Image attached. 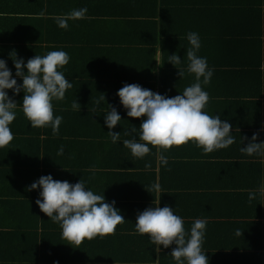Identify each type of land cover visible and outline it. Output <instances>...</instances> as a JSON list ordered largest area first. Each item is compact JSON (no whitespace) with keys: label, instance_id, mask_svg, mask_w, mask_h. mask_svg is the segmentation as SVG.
<instances>
[{"label":"trees","instance_id":"trees-1","mask_svg":"<svg viewBox=\"0 0 264 264\" xmlns=\"http://www.w3.org/2000/svg\"><path fill=\"white\" fill-rule=\"evenodd\" d=\"M29 1L0 0V59L6 61L13 77H15V67L10 53L13 56L15 53L17 59L23 58L26 62L35 55L44 56L49 51H65L74 42L83 40V38H76L74 34L78 22L84 28L82 31H85L86 35L90 37L94 35V31L98 27H112L108 17L105 19L94 18L90 23L88 21L90 18L68 19L66 34H63L53 17L66 16L72 11L67 6L66 0H38L36 3H39L42 7H33L34 3L30 4ZM242 1L245 5L249 3L246 0ZM233 3L240 4L238 1H233ZM15 5H20L21 8L17 9ZM8 13H28L34 17L36 16L38 19L35 26L38 28L33 30V25L19 23L29 20L27 16L15 19L16 16L12 17ZM170 14H173L172 10ZM221 19L222 16L219 15L217 21ZM88 24L89 26H85ZM160 24L162 25L161 30L154 29L152 34L150 33L151 40L152 42L159 41V38L162 37H164V40L167 38L172 40L171 42L166 40L164 46H167L166 48L170 54L175 53L181 59L185 58L187 63L182 66V70L185 69L183 73L186 78L190 77L188 74L194 76L187 70L189 64L187 50L191 48V45L186 37L189 32H195L199 35L200 40V48L196 54L205 57L207 66L213 70L209 83L215 82L218 77L220 79L218 84L221 83L222 72L225 74L227 71L222 70L221 72L217 65H220V63L212 60L214 61L212 64L206 55L208 53L211 58L215 54L212 49L215 50V47L218 46L212 36L207 37L210 34L208 26L199 23L184 27L183 30L181 26L177 27L178 22H175L174 19L165 17L160 20ZM112 29L122 36H125L124 32H127V35H132L131 38L133 39L140 35L137 30L134 31L133 26H127L124 32L116 26ZM91 40L85 38V41ZM210 41L214 42L211 47L209 46ZM102 64L97 65L96 70L102 67ZM168 65V62L163 64L165 69L174 67ZM93 67L90 65V68ZM73 68L75 66L68 65L66 67L70 79L73 76L71 71ZM58 70L62 72V68ZM214 71L219 73H214ZM67 73L63 71L64 75ZM100 76L98 75V77ZM123 76L128 75L121 74L119 88L125 83L122 79ZM15 78L18 84L22 83L21 77ZM190 78V81L195 80V76ZM127 79L129 84H139L137 79H134V75L133 78ZM85 85L87 84L84 82L80 87L76 86L72 89L82 94ZM107 86L110 85L102 83L103 88ZM77 88L79 91H77ZM6 91L9 97L17 103V107L15 109V119L9 125L13 139L7 146L0 147V195H5L4 197L8 198L7 201L12 204L9 205L10 207L3 206L6 214L9 213L10 208V214L4 224L0 225V228L13 227L12 221L17 218L20 219L19 223L22 224L27 219V221L36 219L35 225H38V219H42L43 222L46 221L52 227L48 234L53 233L52 230L54 229L59 236L57 237V245L63 243L62 240L65 244L68 243V241L61 238L59 224L53 223L40 209L37 211L41 216L36 215V217H33L23 206H21V213L12 207L17 206L18 203L15 199L19 197L21 204L26 199L34 202V205L38 207L35 201L39 198V189L29 190V187L41 175L51 174L53 179L68 180L70 183H75L81 179L85 182L86 187L90 188L95 194L104 195L105 202L111 203L114 201V207L125 218L123 223L116 226L114 233L104 236L103 239L93 238L88 241L86 239V242L82 243L77 249L73 248V250H76L75 255L86 254L92 257L97 254L100 257L96 262L99 261V263L104 257L111 260V262L113 261L112 264H175L170 255L172 248L176 246L175 244L170 245L168 248L160 246V251L156 252L154 250L155 245L150 243L148 234L139 235L135 233V221L139 212L147 207L168 205L173 209L174 214L183 219L186 239L194 220H207L202 250H206L205 255L208 258V264H264V192L261 191V189H264V160L260 161L261 157L244 154V158L237 164L229 163L228 165L226 162L203 161L196 167L195 164L186 161L184 156L163 150L161 153L157 151L156 147L149 145L150 152L145 157L139 160H131L130 170V164H126L128 159H125L124 156L119 157L125 161L106 158L108 164L103 163V160L88 157L89 153L87 151H96L94 148L99 145L102 147L103 143L108 140L103 133L98 136L94 134V130L102 118L98 114V119H93L92 106H95L98 112L110 105L107 102L106 105L103 104L100 96H95L94 101L92 96L77 98V102L81 106L80 111L72 109L71 105L74 101L69 100V97L73 95L71 93H68L63 100L57 101L54 99L52 101L53 114L54 116L59 115L63 119L59 125V131L53 134L50 126L31 128L21 108L23 91L16 94H13L11 89ZM113 97L117 101L111 106L122 109L119 97L117 95ZM243 109L239 111H243L242 114H246V117L248 116L247 109H250V114L254 113L253 107H244ZM223 115L230 119L227 113L223 112ZM64 124L66 129L72 132V138L69 139V141H72L69 145L71 147L70 152L77 150L79 154V156H72L69 159L66 158L64 144L62 146L58 139V137H63L62 127L64 128ZM16 140H18L17 145L13 144ZM19 146H21V150ZM61 147H63V154L57 155V151ZM7 148L10 152L2 154ZM222 150L224 151L218 153L219 156L230 155L232 148L226 150L223 148ZM161 154L168 159L166 166L159 164L158 157ZM4 155L7 156L3 160ZM123 155L125 154L123 153ZM233 155H236V153H233ZM146 162L151 165L148 169L145 168ZM3 163L6 164L3 165ZM3 168L9 169L13 173L15 171L14 174L21 178L22 187H6L5 181L1 178ZM48 169L51 171L49 172ZM129 171L133 173L137 181V187L131 189L132 192L119 185V181L125 182L126 174L130 173ZM154 183L160 185V191L148 192L147 189H150ZM249 192L256 193V197L251 201L248 199ZM4 203L6 202L4 201ZM42 226L44 228L48 227L44 224ZM238 230L239 235H237ZM97 237L99 238V236ZM49 243L55 244V238H50ZM63 254L66 255L65 252ZM94 259L97 258L94 257ZM90 264L93 263L90 262Z\"/></svg>","mask_w":264,"mask_h":264},{"label":"crops","instance_id":"crops-1","mask_svg":"<svg viewBox=\"0 0 264 264\" xmlns=\"http://www.w3.org/2000/svg\"><path fill=\"white\" fill-rule=\"evenodd\" d=\"M233 1H238L240 4H235ZM246 1L249 3L245 5L242 0H66L67 6L72 10L86 8L85 18H90L89 23L94 18L105 19L108 17L112 27H98L95 29L94 35L90 37L86 35L85 31H82L84 28L80 26L79 22L76 24L75 37L83 38V40L76 41L69 46V49H65L69 56L66 65L75 66V68L71 69L73 76L70 79L66 71L67 66L62 67V72L67 73L64 75L65 78L72 84V87L66 90L64 98L67 97L68 93L73 94L69 97L70 101L91 96L94 101L95 96H100V98L104 96L103 104L106 105L107 102L112 105L117 101L113 96L119 89L121 74L128 75L122 78L125 83H128L127 78H133L134 75V79H137L143 88L168 98L180 94L185 87L196 82L195 80L190 81V77L194 76L188 74L190 77L186 78L184 74L182 77L178 75V69L182 70V66L187 61L182 58L176 67L168 62V57L171 54L166 48L167 46L164 45L166 40L170 42L172 40L169 38L164 40L162 37L159 38V41L152 42V31L154 29L161 30L160 20L164 17L174 19L175 22H178L177 27L181 26L183 30L184 27L204 23L203 25L210 29V34L207 37L212 36V39L218 44L215 47L216 51L212 49L215 54L211 58L208 53L206 55L212 64L214 62L212 60L218 61L220 65L215 62L219 66L218 69L221 72L226 70L227 73L223 74L222 72V80L219 84V77L213 83L201 84L202 89L208 93L209 97L203 111L210 116L220 115L222 120L228 121L232 125L231 135L235 138V142L225 148V150L232 148L230 155L225 156L218 155L224 151L223 148L204 154L201 148L196 147L191 141L180 146H172L166 152L184 156L186 161L195 164L196 167L203 161L226 162L228 165L229 163L237 164L244 158L240 148L251 141L253 133H257L256 142H264V0ZM36 2L38 0L29 1L30 4L34 3L33 7H42ZM15 6L17 9L21 8L20 5ZM171 10L173 14H170ZM8 14L12 17L16 16L15 19L27 16L29 20L19 23L33 25V30L38 28L35 26L38 19L36 16L28 13ZM219 15L222 16V19L217 21ZM85 26H89V24ZM114 26L123 32L127 26H133L134 31L137 30L140 35L133 39L131 38L132 35H127L128 33L124 32L125 36H122L112 29ZM61 31L66 34V29L61 28ZM85 38L92 40L85 41ZM213 44L214 42L210 41L209 46L211 47ZM165 62L169 63L168 66L174 67L165 69L163 66ZM99 64H102V67L96 70V66ZM90 65L94 67L90 68ZM214 73L219 72L214 71ZM98 75L101 76L98 77ZM84 82L87 85L84 86L82 94L72 89L76 86L80 87ZM102 83H107L110 86L103 88ZM78 88L77 91H79ZM244 107H253L254 113L250 114V109H247L248 116L246 117V114H242L243 111H239L244 110ZM107 110L108 108H103L97 112L96 107L92 106L93 119H98V114L102 118L95 128L94 134L98 136L103 133L108 140L103 143L102 147L96 144L99 145L94 148L96 151H87L88 157L103 160V163L108 164L106 158L125 161L119 157L124 156L125 159H128L126 164H130L131 170V160L139 159L131 156L130 151L123 146L122 141L125 139L139 140L136 133L129 135L125 133L130 132L133 127L138 131L144 117H128L126 110L118 107L116 110L121 116V121L114 126L112 131L119 132L120 139L117 143H112L108 135L109 129L104 124L103 115ZM223 112L227 113L230 119L225 117ZM63 126V137H58V139L62 146L64 144L66 158L79 156L77 150L70 152L71 147L69 145L72 141L69 139L72 138V132L66 129L65 124ZM17 141H14L13 144L17 145ZM8 149L4 150L2 154L9 153ZM19 149L21 150V146ZM6 156L4 155L2 159L4 160ZM262 160L264 158H261L260 161ZM34 169L36 171V167ZM48 171L51 170L48 169ZM14 173L16 172L14 171ZM14 173L7 168H3L1 171V178L5 181L6 187H22L20 176ZM124 181H119V185L130 191L137 187V181L131 172L126 174ZM4 196L0 195V225L4 224L10 214V208L9 213L6 214L3 206L10 207L9 205H12ZM15 200L18 204L12 207L20 213L21 206H23L26 211L31 213V216L40 215L37 211L39 208L34 205V202L25 199L21 204L20 197ZM27 220L22 224L17 218L12 221L13 227L0 228V264H54V262H58V264H90V262L93 264H112L113 261L111 262L104 257L100 263L99 261L96 262L100 257L97 254L92 257L86 254V256L75 255L76 250L73 248L77 249L86 242V239L79 245L65 244L63 240V243L57 245V237L59 236L54 229L52 230L53 233L48 234L52 227L46 221L43 222L42 219H38V225H35L36 219ZM43 224L48 225V227L44 228ZM50 238H55V244L49 243ZM95 239H103V237H96ZM112 256L114 257L113 252Z\"/></svg>","mask_w":264,"mask_h":264},{"label":"clouds","instance_id":"clouds-1","mask_svg":"<svg viewBox=\"0 0 264 264\" xmlns=\"http://www.w3.org/2000/svg\"><path fill=\"white\" fill-rule=\"evenodd\" d=\"M87 9H74L66 16H56L53 19L57 26L67 29L68 19L85 18ZM191 48L187 50L189 61L188 72L194 74L195 83L187 86L180 94L168 98L137 83H124L116 95L126 115L132 118L144 117L139 130L133 127L130 133H136L139 140L125 139L123 146L134 158L142 159L150 152L149 145L156 147L158 152L168 150L172 146H180L191 141L201 148L204 154L214 150L227 148L235 142L231 135L232 125L220 118V115L210 116L203 109L208 102V93L201 84L207 85L213 75V70L207 66L205 57L198 56L200 48L199 35L195 32L187 34ZM15 67V77H21L18 84L6 61L0 59V147L7 146L13 139L9 125L15 119L17 103L8 95L7 89L13 94L23 91L21 108L31 128L50 126L53 134L59 131L62 117L54 116L52 101L63 100L67 89L72 84L59 71L69 61L68 54L63 50H53L44 56L35 55L26 62L17 59L10 53ZM180 57L175 53L169 55L168 62L175 67L180 63ZM158 62V61H157ZM159 63V62H158ZM26 69V71H25ZM178 75L183 76V70L178 69ZM202 78V79H201ZM105 100V97H101ZM99 104V101L97 102ZM103 115L104 124L109 129L108 135L112 143L120 139L119 132L112 129L121 121V116L115 107L108 105ZM74 111H80V104L74 101L71 105ZM257 133H253L251 141L240 148V152L248 156L256 155L264 158V142H256ZM63 154V147L57 155ZM159 164L166 166L168 159L161 154ZM145 163V168H150ZM39 189L35 203L40 211L49 217L53 223L59 224L61 238L72 246L79 245L83 240L104 237L114 233L116 226L124 222V216L114 207V201L105 202L104 195L95 194L81 179L75 183L68 180L53 179L51 174L41 175L29 187ZM148 192L160 191V185L154 183ZM264 192V189H261ZM256 193L249 192V201ZM207 225L206 219H196L189 230L188 238L184 229L183 219L174 214L168 205L163 207H147L139 212L135 221V233L148 234L154 250L160 251V246L168 248L175 244L170 255L175 264H208L202 250V243ZM239 235V230L237 231ZM58 264V262H54Z\"/></svg>","mask_w":264,"mask_h":264}]
</instances>
